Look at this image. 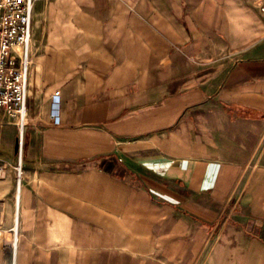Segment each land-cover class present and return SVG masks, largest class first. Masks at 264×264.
I'll return each mask as SVG.
<instances>
[{
  "label": "crops",
  "instance_id": "0c3cea01",
  "mask_svg": "<svg viewBox=\"0 0 264 264\" xmlns=\"http://www.w3.org/2000/svg\"><path fill=\"white\" fill-rule=\"evenodd\" d=\"M28 54L0 264H264V0H34Z\"/></svg>",
  "mask_w": 264,
  "mask_h": 264
},
{
  "label": "built area",
  "instance_id": "2783aa9c",
  "mask_svg": "<svg viewBox=\"0 0 264 264\" xmlns=\"http://www.w3.org/2000/svg\"><path fill=\"white\" fill-rule=\"evenodd\" d=\"M34 0H0V109L17 121L16 193L22 175L23 127L26 123V95L30 58L28 54ZM60 95H52L51 117L59 122ZM2 165L0 164V171ZM11 246L16 248V225L12 229Z\"/></svg>",
  "mask_w": 264,
  "mask_h": 264
}]
</instances>
